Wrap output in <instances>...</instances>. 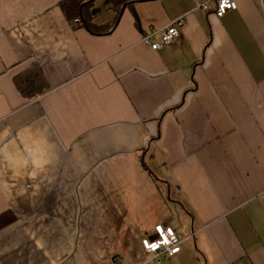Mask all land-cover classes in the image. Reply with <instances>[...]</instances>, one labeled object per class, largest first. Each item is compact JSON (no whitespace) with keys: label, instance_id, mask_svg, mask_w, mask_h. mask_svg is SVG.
<instances>
[{"label":"crops","instance_id":"crops-1","mask_svg":"<svg viewBox=\"0 0 264 264\" xmlns=\"http://www.w3.org/2000/svg\"><path fill=\"white\" fill-rule=\"evenodd\" d=\"M65 1L0 0V264H264V0Z\"/></svg>","mask_w":264,"mask_h":264},{"label":"built area","instance_id":"built-area-1","mask_svg":"<svg viewBox=\"0 0 264 264\" xmlns=\"http://www.w3.org/2000/svg\"><path fill=\"white\" fill-rule=\"evenodd\" d=\"M211 1L215 4L214 14L217 17H223L228 12L236 11L238 8L234 0H210L206 3L197 4L196 10L211 11L209 6ZM183 22L184 17H181L165 29H150L143 35L142 42L153 50H159L164 45H170L179 38L178 26H181ZM72 23L74 26H79L81 25V19L76 18ZM142 246L145 251L159 261L173 257L181 251V241L177 237L175 230L161 224L154 228V236L146 237L142 240Z\"/></svg>","mask_w":264,"mask_h":264},{"label":"trees","instance_id":"trees-1","mask_svg":"<svg viewBox=\"0 0 264 264\" xmlns=\"http://www.w3.org/2000/svg\"><path fill=\"white\" fill-rule=\"evenodd\" d=\"M94 0H66L62 4V10L69 21L76 18L81 19V25H89L88 23V9ZM128 0H111L113 6L123 7ZM1 224V218H0Z\"/></svg>","mask_w":264,"mask_h":264}]
</instances>
